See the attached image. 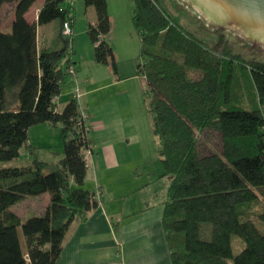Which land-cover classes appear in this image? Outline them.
<instances>
[{
  "label": "trees",
  "instance_id": "1",
  "mask_svg": "<svg viewBox=\"0 0 264 264\" xmlns=\"http://www.w3.org/2000/svg\"><path fill=\"white\" fill-rule=\"evenodd\" d=\"M36 0L16 2L10 32L0 29V162L19 157L29 148L30 164L0 166V264H56L65 235L75 219L87 220L100 201L83 188L91 147L86 120L75 97L58 110L54 98L72 79L73 38L59 48L41 47L37 25L69 20L71 0H44L37 21L26 12ZM134 2L132 24L140 38L138 75L145 79L143 94L158 137L160 177H170L162 224L170 264H264V63L231 55L228 43L220 51L187 33L160 7L157 0ZM95 10L88 25L94 59L116 68L107 36L111 20L107 0H84ZM60 24V28H61ZM61 35V33H60ZM248 68L257 94L250 109L244 102L240 75ZM247 104H253L248 94ZM60 125L63 157L51 166L28 144L30 127ZM207 132L220 137L221 149L210 147ZM203 138V139H202ZM220 151V152H216ZM48 193L41 214L23 221L15 204ZM210 238H201L202 226ZM21 227L26 246L21 244ZM233 238L242 249L235 253Z\"/></svg>",
  "mask_w": 264,
  "mask_h": 264
},
{
  "label": "crops",
  "instance_id": "2",
  "mask_svg": "<svg viewBox=\"0 0 264 264\" xmlns=\"http://www.w3.org/2000/svg\"><path fill=\"white\" fill-rule=\"evenodd\" d=\"M38 1L25 14L29 22L37 21L44 3L42 0L35 5ZM77 1H80L78 7ZM81 1H73L75 80L70 79L63 86L55 103L61 110L75 97L79 108L86 112L91 151L86 154L87 175L83 188L98 194L100 204L87 220L75 219L71 223L56 264H170L162 224L170 181L166 176L158 178L163 170L157 165L151 166V158L145 156L146 142L142 141L133 118V89L137 87L136 79L140 81L142 77L138 75L135 63L127 57H117L118 52L110 35L106 38L112 42L116 68L111 63L95 61L94 44L87 30L89 24L95 23L96 14L92 6H86L85 2L82 5ZM15 3H9L10 10L14 9ZM115 3L121 10L130 2L116 0ZM107 4L112 34L116 19L110 12L109 0ZM56 26L51 30L46 24L37 25L39 46H54ZM63 98L67 101L59 109ZM28 144L35 147V155L40 160L56 166L63 157L61 126L42 123L30 127ZM45 155L53 157L48 159ZM39 197V200L30 203L40 209L37 214L44 212L50 198L48 193Z\"/></svg>",
  "mask_w": 264,
  "mask_h": 264
},
{
  "label": "rangeland",
  "instance_id": "3",
  "mask_svg": "<svg viewBox=\"0 0 264 264\" xmlns=\"http://www.w3.org/2000/svg\"><path fill=\"white\" fill-rule=\"evenodd\" d=\"M42 0H39L35 5L39 4ZM116 0H109L110 12L115 15L116 21H113V30L112 34L110 33V38L112 36V42H114V49H117L118 58L121 56L127 57V59L136 64L143 62V59L140 57V38L137 31L134 29L132 24V16L134 11V2L129 0V5L123 7L120 10V6L115 3ZM160 7L165 11V13L179 26H181L187 33L196 37L200 41H202L207 47L212 50L220 51L223 49L224 44L228 43L230 47L231 55H239L245 60L258 61L264 63V48L260 52L257 49L253 48V42L250 39H247L243 33L238 29H233L230 27H221L214 28L211 24L207 23V19L202 17L198 11L192 7L191 5H187L183 0H157ZM80 1H77L76 7H78ZM81 4L84 5V0L81 1ZM131 4V5H130ZM9 3H5L4 7L1 10V29L4 32H10L11 23L14 19V9L10 10ZM10 12L8 18L7 13ZM111 20V18H110ZM59 20L52 21L51 23L46 24L48 28H51L56 24L57 26L54 29L55 38L52 48H59L63 46V39L60 37L59 30ZM112 25V22H111ZM41 36V35H40ZM108 40V39H107ZM111 42V41H110ZM111 42V43H112ZM238 68H243L241 65H237ZM244 71L247 72L246 76L242 78L241 70L237 69V74L240 75L242 92L244 94V102L247 108H251L256 104L257 94L253 91L249 93V89H251V73L248 68H243ZM141 78V77H140ZM72 80H75L72 77ZM137 87L133 89V93L135 94L133 100V118L135 122V127L141 136V139L145 143L144 153L146 157L151 158V166H159L161 168L160 159L158 156V150L160 147L159 139L152 132V123L151 116L147 111V101L146 97L143 94V85L145 86V79L142 78L136 79ZM142 82V83H141ZM132 84V81H131ZM248 94L252 96L253 104H247L246 98H248ZM67 98L61 99V105L58 107L62 108L64 102L67 101ZM203 137H207L208 142L210 143V147L200 143V151L203 153L210 152L211 147L213 149L220 150L221 149V139L219 135L214 132H207ZM203 139V138H202ZM220 152V151H216ZM30 151L28 148H23L19 157L11 160L0 162V166L9 167V166H25L30 164ZM48 159H52L50 155H45ZM170 181L171 178L168 177ZM39 196L31 197L24 201H21L14 206H12V210L19 214L24 221L28 215L32 213H39L40 209L36 206L31 205L30 203L34 202V200H39ZM42 198V197H41ZM260 228H264L259 224ZM18 233L20 236L21 244L23 247L26 246L25 239L22 233V229L19 226ZM201 238L209 239L210 238V228L207 225L202 226L201 230ZM243 247L242 242L238 238H233V250L235 253H238Z\"/></svg>",
  "mask_w": 264,
  "mask_h": 264
},
{
  "label": "water",
  "instance_id": "4",
  "mask_svg": "<svg viewBox=\"0 0 264 264\" xmlns=\"http://www.w3.org/2000/svg\"><path fill=\"white\" fill-rule=\"evenodd\" d=\"M214 28L240 30L258 52L264 48V0H183Z\"/></svg>",
  "mask_w": 264,
  "mask_h": 264
},
{
  "label": "built area",
  "instance_id": "5",
  "mask_svg": "<svg viewBox=\"0 0 264 264\" xmlns=\"http://www.w3.org/2000/svg\"><path fill=\"white\" fill-rule=\"evenodd\" d=\"M72 2L74 0H71ZM60 33H61V36H63L64 38H68V39H71L73 38V35H74V31L71 27V23L69 20H64L61 24V28H60ZM69 73L71 74L72 77H74L75 75V72H74V69L73 67L68 69ZM57 97L54 98V100L56 99ZM81 115H82V119L83 120H86L87 119V115H86V112L85 111H81ZM262 130L264 131V127L262 128ZM95 198L96 199H100L99 195L98 194H95Z\"/></svg>",
  "mask_w": 264,
  "mask_h": 264
}]
</instances>
